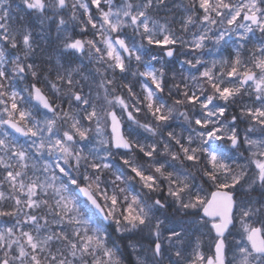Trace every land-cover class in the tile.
<instances>
[{
	"label": "snow or ice",
	"instance_id": "obj_1",
	"mask_svg": "<svg viewBox=\"0 0 264 264\" xmlns=\"http://www.w3.org/2000/svg\"><path fill=\"white\" fill-rule=\"evenodd\" d=\"M0 264H264V0H0Z\"/></svg>",
	"mask_w": 264,
	"mask_h": 264
}]
</instances>
